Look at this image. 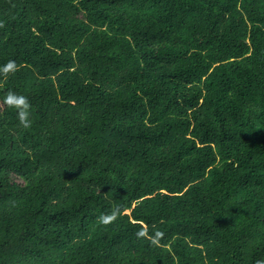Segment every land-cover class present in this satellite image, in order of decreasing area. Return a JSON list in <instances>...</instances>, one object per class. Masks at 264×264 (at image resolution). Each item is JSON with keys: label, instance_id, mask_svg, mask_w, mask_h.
Listing matches in <instances>:
<instances>
[{"label": "trees", "instance_id": "1", "mask_svg": "<svg viewBox=\"0 0 264 264\" xmlns=\"http://www.w3.org/2000/svg\"><path fill=\"white\" fill-rule=\"evenodd\" d=\"M10 60L0 264H264V0H0Z\"/></svg>", "mask_w": 264, "mask_h": 264}, {"label": "clouds", "instance_id": "2", "mask_svg": "<svg viewBox=\"0 0 264 264\" xmlns=\"http://www.w3.org/2000/svg\"><path fill=\"white\" fill-rule=\"evenodd\" d=\"M15 69H16L15 62L10 60L6 65L3 66L2 69H0V72L6 74L9 72L15 71ZM5 103H7L10 107L17 109L18 119H19L20 124L23 127L25 128L30 127L31 125V120L29 119L30 104L25 96L17 95L14 92H9L5 98ZM118 211L119 209H116L112 212L111 215H101L99 217L100 222L108 223L109 221L115 219ZM145 234L146 233L144 230H140L136 232L137 238L144 237ZM161 235H162L161 232H156L157 237Z\"/></svg>", "mask_w": 264, "mask_h": 264}]
</instances>
